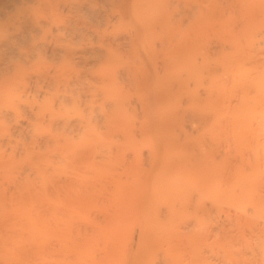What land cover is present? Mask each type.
Returning a JSON list of instances; mask_svg holds the SVG:
<instances>
[{"label": "rangeland", "instance_id": "374dc122", "mask_svg": "<svg viewBox=\"0 0 264 264\" xmlns=\"http://www.w3.org/2000/svg\"><path fill=\"white\" fill-rule=\"evenodd\" d=\"M166 2L170 3V8L166 13L165 20L166 22H171L172 25L175 24L177 26L179 24L177 29L174 25L171 27V29L167 30L169 32H165L161 31L162 28L156 27L155 29L146 31L147 36L141 41L136 40L133 42L134 45L131 43L134 38L127 41L129 44L125 43L127 40L126 36H129V34L127 35L126 26V29L124 28L125 31L123 30L124 26L122 27V25L117 28L119 30L116 29L118 32L113 30V28L110 30L111 27L104 30L107 31V36L118 35V33H120V38L122 36L126 37V40L124 39L125 37H122L123 41H125L122 42L123 45H121L122 38L117 40L120 43L119 44L117 42L118 46L114 41H110V43H108L107 40L100 42L98 37L96 38L97 34L95 35L94 33H89L86 37L90 38H84L88 41L89 45L92 43L93 50L98 47L97 50L101 55L99 53V56L96 55L98 52L96 49L95 51L90 49V51L93 52L92 53L89 51L90 53H88V55L91 54L89 56L90 58L88 57L90 60L87 58L88 61H91L90 64L87 63L88 61L86 60L87 66H85L86 64L83 62H77V64L72 63L73 67H70L72 68L71 74L75 73L76 75L79 73L81 74L82 72L81 75L85 76L86 78H84L83 81L76 80L75 83H71L70 81L71 84H69V82L67 84V82H63L64 80H60L62 84H66V87L71 88V90L70 88H66L69 90V94L72 91L70 95L63 92L64 89L61 88L62 84L59 80L57 82H59V85L61 84V86L58 85L60 89L58 86L54 85L56 81H53V107H55V103L57 105L56 110L53 108V112H57H54L53 114L54 124L52 135L56 132L57 134H54L55 136L53 135L52 138L54 137L56 139L51 138L54 141V146L51 143L52 141L49 143L47 142L48 144L46 145L49 146H45V142H42V144L40 143V147L41 145H44L48 151H42L40 149L41 152L40 154L38 152L37 155L39 157L38 159L36 158L38 163L37 161L36 163L38 165L41 164L39 167H41L43 171L52 169L53 171L50 170L51 173H56L54 175L51 174V177L52 175L54 176L51 179L54 181H52L54 189L53 197L54 199L56 197V200H54L56 207L54 208L53 206V210L56 211L59 209L60 211H57L59 212L57 215L61 214V216H58L57 219L55 218V214H53L55 216L53 218L58 221L56 222V220H54L53 224L55 230L60 228V231H63L65 234L63 232L60 233V237L58 233L59 231H54L53 229V231L58 235H56V233H52L53 235L50 233V236L48 233L50 238L55 236L51 240L47 235L45 237L47 240L42 236L43 240H46L44 241L46 244L43 245V242L42 245H37L35 249H32L34 248L35 243L40 244L37 241L39 239L34 242L28 238V234H25L23 238H19L16 232L18 230L20 231L21 227L19 229V226H17L18 224L16 225L14 223L12 224L15 226V229L16 227L18 229L16 232L14 229V237L10 236L9 233H12L13 225L8 224V218H4V215L2 214L4 212L0 210V218L3 216L2 219H7L5 220L7 222L0 220V222H3V227H5L6 224V226L10 225L8 226V229H12L7 231V227L4 229L2 226H0V233L4 234L6 232L5 238V234H0V237H3L2 239H6L5 242L4 240H0L2 241L0 242V256L3 253L6 254V256L3 254V256H5L4 258L1 256L3 258L1 260L3 261L2 264L4 263L5 258L7 260H5V264H7V262L13 263V261L10 260L11 257L9 256L11 255L9 254L19 250V246L21 250L23 249V246L27 247L26 249L30 247V249H28L30 254L27 253L28 251L26 250L27 255L30 256V261H28L30 264H54L57 262V264H64V259L65 263L70 260L69 264H82V262L83 264H104L105 262H107V264H126V262L128 264H131V262L134 264V255L152 256V263L155 261V264H159L157 259L162 260L161 264L164 263L165 258L169 262L172 261L171 258L179 260V258L182 256V252H184V244H182V241L180 240L184 237L183 233L188 230L191 231L196 229L195 203L196 198L199 197L197 191L198 186L196 184L201 182V178L194 179L195 182L192 183L187 177L178 179V177L174 176L175 180H177L176 182L174 181V178L172 177L173 174L171 173V175L164 177L165 181H162L163 188L160 189L161 186L159 187V185H162L160 183L158 184L157 188L159 192L153 193L150 192V185L148 182V190L145 191L150 197L146 198V206L142 211H140L141 215H136L135 208H130L128 206L126 207V205L120 208L119 204L124 201L122 200L123 197L120 195L116 197L119 190H122V188L118 189L120 187L124 186L126 194H130L133 190L135 192L139 188L140 182L145 178L141 177L138 172L140 169L146 168L151 149L155 147V144L157 145L160 142H168V144L170 142V144L172 143L174 145V147L169 146L170 148H173L172 150L170 149L169 153L171 158L178 161L179 159H184L182 162L186 164L183 165L185 167H182L184 170H191V176L199 174V172L194 170L193 167H198L200 161L205 159L203 158V156H205V152H201L200 148L202 151H204V148L206 149L208 153L206 159H209V162L214 163L216 166L217 170L215 171L216 175L214 180V188H212L210 191V193L213 195V198H215L213 199V202L215 201V206L213 207L212 213L207 211L202 213L201 219L203 220V223L200 225L201 229L199 230V236L197 239L198 242L196 251L198 253H202L201 258L203 264H250L253 262V260L254 264H264V0H183L181 2V13L179 15L181 19L177 18L176 20H174V0H160L159 3L161 5H165ZM154 4V0H152L151 7H153ZM160 12L162 11L156 10L155 8L151 9V14L155 16H157ZM149 17L154 18L153 16ZM179 20L180 23H178ZM129 24L127 26L131 32ZM102 29L100 28V30ZM115 32L116 34H114ZM158 34H164L165 36L162 35V37H159ZM93 35L95 36L93 37ZM136 35L137 34H135V36ZM90 39H93L94 42L90 41L89 43ZM86 40L85 42L87 43ZM138 41L140 42L137 43ZM162 41L164 44L161 43ZM111 42H114V44ZM56 43L58 46V41ZM75 43L77 45L78 42ZM101 49L103 51L102 53L100 51ZM107 52L109 53L107 54ZM56 53L57 52L55 51V54ZM93 54L96 55L95 59ZM58 55L59 54H56V56ZM53 56L55 57L54 54ZM91 56H93L92 60ZM54 57L53 72L58 71L57 69L60 70L61 67L64 68L63 62H65L60 55V60L58 59L59 61H56L58 57ZM80 63H83L84 66ZM57 64H59V66ZM74 64L80 67L81 71L77 70V68L75 69V71H79V73L74 72L73 68L77 67H74ZM81 75L78 79H80V77L83 79ZM67 76H69V74H67ZM134 84H136V86ZM64 86L65 85H63V87ZM75 86L80 87L76 88ZM66 89L65 91L68 92ZM139 91L141 92L139 93ZM56 92L58 94H55ZM64 94L67 95L66 99ZM75 94L80 97L79 100L81 101L78 100V96ZM71 95L75 96L74 101L72 100L74 96ZM58 96L59 98H63V100H58ZM68 97L69 100H67ZM63 101L67 102L65 105L69 107L68 110L65 105L61 104V102L64 103ZM74 102L77 104L73 105L72 103ZM82 104L85 105L83 106ZM59 105L61 108L58 107ZM77 105H79V107L76 112ZM84 107L86 108L84 109ZM63 111L64 113L69 111V114L72 111L73 112L68 116L67 112L65 117ZM82 116H84V118ZM64 118L69 122L68 123L65 120L66 123H68L66 125L67 127L69 125V128H67L65 125H62L63 123L65 124V122H63ZM68 118H70V121ZM75 118L77 121H75ZM71 119L75 120L71 121ZM87 120L89 125L87 124ZM71 122L72 124L75 122L74 124H76V126L73 127L70 125ZM80 123L83 124L80 125ZM83 125H88V129ZM41 128L39 130H41ZM145 128L146 130L148 129L147 132H145ZM80 129L82 130L80 131ZM42 130L44 131L45 129L42 128ZM58 130H63V132L61 131L62 134ZM59 134L62 135V137L59 136ZM64 134L66 137H69L66 138ZM81 137L82 139H80V141H82L83 144L81 142L79 144V138ZM59 139L61 142L58 141ZM63 139H65L67 142H65ZM72 140L75 142H72ZM50 143L53 148H51ZM70 143L71 146L69 145ZM59 145L62 148H60ZM72 145L75 148L72 147ZM199 145L200 148H198ZM81 146H83V148ZM65 147H68L67 152L65 151L67 150ZM63 148L65 149L62 150ZM76 148H79L80 150H76ZM51 149H54L53 151H55L53 154H51ZM45 152L47 153L45 154ZM41 153H43V155H41ZM69 153H72V156L75 160ZM65 154L66 156H64ZM169 154L167 153L166 155L169 156ZM48 156L52 157L51 159L53 160L50 159L51 161H48ZM27 159L30 160V158ZM27 159V162H24V158L21 159V161L19 159L17 162L12 160L14 161L13 169L19 165L18 163L24 162L23 166L20 164L18 168L16 167L15 171L11 168L13 173L16 174L20 167L23 169L24 164L26 165L24 168H27L29 166L28 163L30 164L33 162L32 160L31 162ZM44 162L45 164H43ZM52 162L54 165H52ZM73 164L76 165L78 169L76 166L74 167ZM96 164H98V166H95ZM50 165H52L53 168ZM71 165L76 168V170L72 168ZM43 167H47V169H44ZM80 168H82V171ZM84 169L87 170L84 171ZM238 169L240 171L244 170L246 175L249 173L250 175L247 176L248 178L241 175L240 177L237 176L240 173ZM130 172L132 173V177L129 178L128 176V180L126 179V175ZM78 173V177L75 178ZM89 173L90 177L85 176V174L89 175ZM58 174L59 176H57ZM65 175L70 176L69 178L71 180L66 178L68 176ZM91 176H93V179ZM115 176H117L119 179H117ZM170 177L171 179L173 178L172 181ZM241 177H243L245 180L247 178V180L244 181V179ZM0 178V193L3 192V194H6L5 187L7 186L8 181H6L3 176ZM89 178L90 181H92L88 183ZM36 179L40 181V178L36 177L34 180ZM82 179L85 180L83 181L84 183L80 181ZM62 180L64 181L62 182ZM77 180L79 183L81 182V185ZM97 180H100L101 184H99ZM115 180H121L119 181L122 182V184L119 183L121 185H119L120 187L118 184H116L118 182ZM39 181L36 185L41 183V181ZM66 181H68V184ZM71 181L72 183H70ZM114 181L116 185L113 183ZM151 181L153 184L155 183V181ZM241 181L245 182V184L243 182V187L241 186ZM1 182H3V185ZM86 182L88 184H86ZM92 182H94L95 185H93ZM128 182L130 184H128ZM91 184L92 187L90 186ZM64 186L66 189H64ZM76 186L78 189H76ZM85 186L89 188L90 191L86 190L87 188ZM56 187H58L62 192L59 191L58 188L56 189ZM114 187L116 188L114 189ZM176 187L178 188L176 189ZM2 188H5V191ZM72 188H75L77 194H75L76 191ZM83 189H85V192ZM91 190L93 192H91ZM111 190L112 195L114 193V196H111ZM66 191L69 192L66 194ZM86 191H88V193H86ZM97 191L101 192V194L97 193ZM141 191L143 190H139L138 192ZM122 192H119V194H122ZM70 194L73 198H75L74 200ZM2 195L0 194V197ZM173 196L176 197L175 200L171 198ZM91 198H93L92 201ZM120 198L121 201L118 202V199L120 200ZM150 198L152 199L153 205L157 209V212H152L149 209ZM179 198H181V207L178 208L179 203L177 202L180 201ZM59 199L62 201L59 202ZM71 199L73 200L74 204L71 202ZM170 199L174 200L175 204L177 203V205L173 204V202L171 205H174L175 211L172 209L169 212L171 207L169 206L167 200L170 201ZM64 200L68 202L70 201L71 205L73 204L74 206H70V202L67 204V202H64ZM85 200L88 201L85 202ZM58 202L61 204H56ZM201 202L203 205L209 203L208 196H203ZM62 204H64V208H66L67 211L63 208ZM95 204L96 207L99 206V209L95 207ZM114 204L115 206L112 207L113 209L109 210ZM0 206L2 205L0 204ZM57 207L59 208L57 209ZM74 208H76L78 211H76ZM73 209L77 214H74L75 212ZM117 209H119L118 212ZM87 210H89V212H85ZM105 211H110L111 213ZM67 212H70L71 214H68ZM116 212L121 215H118V219L114 218ZM199 212L201 213V211ZM76 215H78V217L80 215L82 216L81 218H84H77ZM86 215L88 219L86 218ZM104 215L108 217L106 218ZM75 216L76 219L74 218ZM67 217L70 219L68 220ZM63 218H66L68 222L66 219L65 221L62 220ZM249 218H251L250 222L249 224H246L248 223ZM72 219H74L73 223L71 221ZM97 219L99 222L97 221L98 223H95ZM103 219L106 224H104V221H102ZM246 220L247 222L244 223L243 221ZM54 222H56L57 226ZM110 222L114 226L111 225ZM78 223L80 225H78ZM65 224L67 227H65ZM93 224L95 228H93ZM102 224H104L105 227ZM75 225L77 226L75 227ZM63 226L66 230L63 228ZM80 226H82V228L78 229L79 232L81 229H84V226H87V228L85 227L87 233L85 230H82V232H80L81 236L78 234L79 232L74 234L76 233L77 228ZM222 226H224V228H222L224 230H221ZM227 227L231 229L230 230L228 228L231 232H228L229 230ZM67 228L71 230L69 237V231ZM24 230L25 229L22 231L24 232ZM22 231L19 232V235L22 234ZM83 231L86 234H84ZM100 231L101 233H99ZM66 232L68 233L66 234ZM224 232L227 234H224ZM82 233L84 237L82 236ZM87 234L89 236H87ZM7 235L10 236V239H7ZM78 235L83 237L82 240L85 241L81 240V243L84 242V244L79 242L81 238L79 239ZM98 235L101 236L99 237ZM57 236L60 238L56 239ZM13 238L14 241L16 239H22V241L20 240L22 242H20V244L22 245L24 242L29 245L26 246L24 244L21 247L20 244L17 245L19 241H15L16 243L11 241ZM71 238L73 242H71ZM88 238L89 245L86 243ZM77 239L79 241H77ZM7 240H9V242H7ZM48 240L53 242L51 243ZM60 240L66 245H64ZM10 241L11 243L18 246L17 249L16 246H14V251L12 250L13 244H11ZM6 242L7 246L12 245V247H8V250L10 251L5 250ZM74 243H78V249ZM32 244H34V246H32ZM69 244L71 246L74 244L75 246V248L74 246L71 247L74 249L73 253L71 248H67V246L70 247ZM51 246L57 247L54 249ZM83 246L85 248H82ZM59 247L60 250L63 251L57 250ZM79 247H81V249ZM53 250H55V252ZM7 251L8 253H6ZM239 251L241 254H239ZM250 251L251 253H254V256H250ZM242 252L248 254L251 258V261L249 257L245 254H242ZM104 253L106 258L103 256ZM58 254L63 255L60 257L61 259L64 258L63 261L61 259L59 261L55 259L59 258ZM84 256L85 261L82 258ZM108 256L111 259L113 257L112 262H110L111 259ZM255 256H258V258ZM28 257L26 260H28ZM70 257L71 259H68ZM101 258L106 259V261H102ZM255 258L256 260L262 262L260 263L257 261L256 263ZM15 263L16 262H14V264Z\"/></svg>", "mask_w": 264, "mask_h": 264}, {"label": "bare ground", "instance_id": "6f19581e", "mask_svg": "<svg viewBox=\"0 0 264 264\" xmlns=\"http://www.w3.org/2000/svg\"><path fill=\"white\" fill-rule=\"evenodd\" d=\"M151 1L152 0H0V177L3 176L4 179L6 181H8L7 183V186L5 187L6 188V191H5V188H2L4 189L5 193L6 194H3V192H1L0 194L2 195L0 197V204L2 206H0V210L4 213H2L4 215V218H8V224H18L17 226H19V229L21 227V230L17 231L16 230L18 229L16 227L15 229V226L13 225V231L12 233L10 232L9 235L14 237L13 234H14V229H15V232L17 234V236H19V238H23V236L25 234H28V238L31 239L32 241L36 242L37 239H41L40 241L37 240L40 244H36L35 243V246L34 244H32V246H34V248L32 249H35L36 246L38 245H42L44 241H46L47 239L45 238L46 235L49 237V234L51 233H56L54 231H59V235L61 237V234L62 233L60 231V228H57V230L54 229V224H53V221L56 220L55 218H57L58 216H61V214L57 215V211H60L58 208L60 207H57L58 210L54 211L53 209L56 207L55 204H54V200H56V197L54 199L53 197V183L51 180L54 176V174H56L54 172L51 173V171H53L52 169L50 170H42L41 167H39L40 165H38V152L40 154V149L43 151H48V149H46L45 146H49V145H46L48 144L49 142L52 143L53 145V138L52 136L54 134H57L54 133L52 135V131H53V108H55L56 110V103H55V107H53V87L54 85L58 86L59 82H57L58 80H64L63 82H69V84L71 83H75L76 80H81L83 81L84 78H86L85 76L81 75L79 73L80 70V67L75 65L77 64V62H83L86 64V62L88 61L87 58L91 55L88 53L92 52L90 51L93 50L92 49V43L89 45L88 44V41L84 38L86 36H88L87 34L89 33H94L95 35L97 34L96 38L98 37V39L100 40V42L102 41H105L107 40L108 43H110V41H114L116 42V45L119 43V35L120 33H118V35H106V32L107 31H104L106 30L107 28L109 29L110 27V30H119L117 28H119L121 25L123 27V30L125 31L126 27H127V35L129 34V36H126L127 37V40H126V37L125 36H122V37H125L124 39L126 40L123 41V38L121 39V45L122 42H125L126 44L129 42V40H132L131 43L135 42L136 40H143V38H145L147 36V32L146 31H149V30H152V29H155L156 27H159V28H162L161 31H167L169 29H171V27H173L175 24L172 25L171 22H166L165 18H166V13L168 12L169 8H170V3L169 2H166L165 5H161L159 2L160 0H154V6L151 7ZM183 0H174V4H173V7H174V10H175V17H174V20H176L177 18L179 19V15L181 13V6H182V2ZM152 8H155L156 10H161L162 12H160L157 16L151 14V9ZM147 17H146V16ZM149 16H153L154 18H150ZM181 19V18H180ZM175 22V21H173ZM130 23V24H129ZM176 23V22H175ZM178 23H180V20L178 21ZM176 23V24H178ZM129 24V27L131 29V32L128 28V25ZM172 25V26H171ZM118 26V27H117ZM126 26V27H125ZM176 26V25H175ZM179 26V24L176 26V29L177 27ZM182 26V25H181ZM132 27V28H131ZM100 28L102 30H100ZM125 28V29H124ZM117 29V30H116ZM121 29V28H120ZM173 29V28H172ZM129 30V31H128ZM142 30V31H141ZM175 30V29H174ZM172 30V31H174ZM179 30V28H178ZM171 31V30H170ZM105 32V33H104ZM118 32V31H117ZM130 32V33H129ZM169 32V31H167ZM109 33V31H108ZM112 33V31H111ZM162 33V32H161ZM90 34V35H92ZM113 34V33H112ZM116 34V32L114 33ZM124 34V33H123ZM135 34H137L135 36ZM170 34V33H169ZM93 35V37L95 36ZM126 35V34H125ZM159 35V34H158ZM164 35V34H162ZM162 35H159V37ZM168 35V34H167ZM135 36V37H134ZM165 36V35H164ZM169 36V35H168ZM92 37V38H93ZM86 38H90V37H86ZM168 38V37H166ZM171 38V37H169ZM97 39V40H98ZM75 40H78V41H75ZM85 40L87 41V43L85 42ZM95 40V39H94ZM96 40V41H97ZM170 40V39H169ZM58 41V46H57V42ZM91 42H94L93 39H90L89 40V43ZM95 41V42H96ZM140 41H138L137 43H139ZM75 42H78L77 45ZM99 42V41H98ZM114 42H111L112 44H114ZM118 42V43H117ZM170 42V41H169ZM130 43V44H131ZM135 43V44H137ZM162 44L163 41L161 42ZM167 43V42H166ZM165 43V44H166ZM96 44V43H95ZM120 44V43H119ZM89 45V46H88ZM99 45V43H98ZM104 45V44H103ZM102 45V46H103ZM107 45V44H106ZM120 45V46H121ZM125 45V44H124ZM132 45V44H131ZM134 45V43H133ZM94 46H97V45H94ZM110 46V45H109ZM108 46V47H109ZM115 46V45H114ZM118 46V45H117ZM101 47V46H100ZM99 47V48H100ZM107 47V46H105ZM95 48V47H93ZM115 48V47H114ZM96 51H98V47L95 48ZM95 49L93 51H95ZM108 49V48H107ZM55 51L57 52L56 54H59L63 60L65 62H63V66L64 68L61 67V69H57L58 71H55L53 72V69H54V66H53V54L55 55V57H58L56 61H59V55L56 56L55 54ZM90 51V52H89ZM101 53L103 52L102 49L100 50ZM106 51V50H105ZM93 53V52H92ZM96 53V52H95ZM99 51L97 52V56H99ZM105 53V52H104ZM109 52H107L108 54ZM114 53V51H113ZM94 55V54H93ZM94 55V59L96 58ZM101 55V54H100ZM105 55V54H104ZM112 56V55H111ZM110 56V58H111ZM54 57V58H55ZM60 57V58H61ZM92 57L91 56V60H92ZM102 57V56H101ZM109 57V55H108ZM107 57V59H108ZM90 58V57H89ZM88 58V59H89ZM106 58V56H105ZM59 59V60H58ZM93 59V61H94ZM101 59V58H100ZM62 60V61H63ZM87 60V61H86ZM90 60V59H89ZM109 60V59H108ZM61 61V62H62ZM85 61V62H84ZM91 61H88L87 63L90 64ZM99 62V61H97ZM72 63H75L74 64V72L75 69L77 68V71L79 74H71V70L72 68L70 67H73V64ZM83 63H80V64H83ZM96 63V62H95ZM60 64V63H59ZM59 64H57L59 66ZM72 64V66H71ZM62 65V64H61ZM60 65V66H61ZM56 66V67H58ZM82 66V65H81ZM84 66V64H83ZM82 66V67H83ZM87 66V64L85 65ZM79 67V69H78ZM85 68V67H84ZM63 69V70H62ZM66 69V70H65ZM82 69V68H81ZM56 70V69H55ZM84 71V70H82ZM87 71V70H86ZM76 72V73H77ZM67 74H69V76H67ZM65 75V77H64ZM73 75V76H72ZM75 75V76H74ZM82 76L83 79H78L79 76ZM88 75V74H87ZM73 77V78H72ZM145 77V76H144ZM150 77V75H149ZM151 79V77H150ZM146 80V79H145ZM148 80V79H147ZM153 80V79H152ZM151 80V81H152ZM53 81H56V83L53 85ZM71 81V83H70ZM78 81V82H79ZM144 81V79H143ZM87 82V81H86ZM141 82V81H140ZM150 82V81H148ZM61 83V81H60ZM85 83V82H84ZM83 83V84H84ZM136 83V82H135ZM62 84V83H61ZM61 84L59 86H61ZM81 84V83H80ZM82 84V85H83ZM137 84V83H136ZM136 84H134L136 86ZM63 85H65L63 87ZM75 85V84H74ZM81 85V86H82ZM109 85V84H108ZM140 85V84H139ZM149 85V84H148ZM58 86V87H59ZM71 86V85H69ZM85 86V84H84ZM83 86V87H84ZM107 86V85H106ZM105 86V87H106ZM142 86V85H141ZM72 87V86H71ZM76 87V86H75ZM78 87V86H77ZM76 87V88H77ZM80 87V86H79ZM78 87V88H79ZM82 87V89H83ZM138 87V86H137ZM143 87V86H142ZM56 89H58L57 87H55ZM61 88L64 89L63 92L65 93H68V95H70L72 93L69 94V90H67L66 88H70V87H66V84H62ZM60 89V87H59ZM65 89L68 91L66 92ZM108 89V87H107ZM110 89V88H109ZM142 89V88H141ZM148 89V88H147ZM71 90V88H70ZM75 90V89H74ZM78 90V89H77ZM86 90V89H85ZM145 90V89H144ZM55 91V89H54ZM57 91V90H56ZM76 91V90H75ZM84 91V90H82ZM119 91V90H118ZM146 91V90H145ZM80 92V91H79ZM141 91H139L140 93ZM60 93V91H59ZM88 93V92H87ZM148 93V91H147ZM55 94H58L57 92ZM81 94V93H80ZM91 94V93H89ZM61 95V94H59ZM65 95V94H64ZM77 95V94H75ZM148 95V94H147ZM146 95V96H147ZM57 96V95H56ZM65 99L67 98V95H65ZM71 96H74V95H71ZM78 96V95H77ZM83 96V95H82ZM85 96V95H84ZM63 97V96H61ZM88 97V96H87ZM91 97V95H90ZM59 98V96L57 97ZM79 96H78V100H79ZM147 98V97H145ZM63 100V98H59L58 100ZM82 99V97H81ZM69 100V97L68 99ZM71 100V98H70ZM72 100L74 101L75 100V96L74 98H72ZM115 100V99H114ZM146 100V99H144ZM65 101V100H64ZM63 101V102H64ZM81 101V100H79ZM84 101V99H83ZM82 101V103H83ZM56 102V101H55ZM72 102V101H71ZM78 102V101H77ZM65 103L67 102H64L61 104L62 105H65ZM86 103V102H85ZM145 103H148V102H145ZM60 104V103H59ZM70 104V103H69ZM73 105L74 104H77V103H72ZM80 104V103H78ZM61 105V106H62ZM72 105V106H73ZM83 105V104H82ZM85 105V104H84ZM83 105V106H84ZM71 106V107H72ZM87 106V105H86ZM60 107V105L58 106ZM63 107V106H62ZM65 107L67 108V110L69 109V107H67V105H65ZM70 107V108H71ZM76 107V105H75ZM79 105H77V108H76V112H77V109H78ZM88 107V106H87ZM61 108V107H60ZM86 107H84L85 109ZM58 109V108H57ZM81 109V108H80ZM79 109V110H80ZM60 110H65V109H60ZM58 110V111H60ZM73 110V109H72ZM78 110V111H79ZM83 110V108H82ZM57 112V111H56ZM55 112V113H56ZM68 112L67 116L70 115L69 114V111H66V113ZM64 113V111H63ZM64 113V116L65 114ZM73 115V114H72ZM75 115V114H74ZM66 117V116H65ZM84 118V116H82ZM107 117V116H106ZM105 117V118H106ZM58 118V117H57ZM63 118V117H62ZM74 118V117H73ZM77 118H78V115H77ZM81 118V117H80ZM89 118V117H88ZM55 119V118H54ZM69 121H70V118H68ZM76 119V118H75ZM74 119V120H75ZM67 119H63V122H65V124L63 123L62 125H65L67 127L66 124V121ZM73 119H71V121H74ZM85 120V119H83ZM82 120V121H83ZM90 120V119H89ZM107 120V119H106ZM77 121V119L75 120ZM81 121V122H82ZM79 122V121H78ZM86 122V121H85ZM84 122V123H85ZM75 122H73L74 124ZM77 123V122H76ZM72 122L70 125H72L73 127L76 126V124L73 125ZM78 124V123H77ZM83 124V123H80V125ZM87 124L89 125L88 123V120H87ZM60 125V124H59ZM79 125V127H80ZM87 125V126H88ZM84 127L87 128V126L83 125ZM82 126V127H83ZM45 129L44 131L42 130V128ZM60 127V126H59ZM78 127V126H77ZM41 128V130H39ZM69 128V125L68 127ZM72 128V127H70ZM149 128V127H148ZM63 129V128H62ZM73 129V128H72ZM88 129V128H87ZM64 130V129H63ZM63 130H58L60 133L61 131L63 132ZM68 130V129H66ZM71 130V129H70ZM77 130V129H76ZM74 130V131H76ZM82 129H80L81 131ZM84 130V129H83ZM86 130V129H85ZM146 130V128H145ZM148 130V129H147ZM147 130L145 132H147ZM40 131V132H39ZM42 132V133H41ZM144 133V132H143ZM62 134V133H61ZM70 134V133H69ZM83 134V132H82ZM65 135V134H64ZM75 135V134H74ZM80 135V134H79ZM55 136V135H54ZM59 136L62 137V135L59 134ZM73 136V135H72ZM57 137V135H56ZM66 137V135H65ZM64 137V138H65ZM69 137V136H68ZM66 137V138H68ZM76 137V136H75ZM80 137V136H79ZM52 138V139H51ZM78 138V137H76ZM51 139V140H50ZM56 139V138H54ZM58 139V138H57ZM81 138H79V144L80 142L82 143V141H80ZM84 139V138H83ZM65 141V139H63ZM68 140V139H66ZM71 140V139H70ZM69 140V141H70ZM74 140H77V139H74ZM72 140V142L74 141ZM59 142H61V140L59 139L58 140ZM68 141V142H69ZM85 141V140H84ZM83 141V142H84ZM42 142H45V146L44 145H41V148L40 147V143L42 144ZM48 142V143H47ZM67 142V141H65ZM64 142V143H65ZM71 142V141H70ZM75 142V141H74ZM50 143V146L51 148L52 145ZM78 143V141H77ZM56 144V143H55ZM73 144V143H72ZM76 144V143H75ZM78 144V145H79ZM83 144V143H82ZM63 145V144H62ZM68 145V144H67ZM71 146V143L69 144ZM173 144L169 142L167 143H158L157 145L155 144L151 151H150V156H149V161H147V164H146V168L144 169H140L139 170V174L141 177L145 178L143 181L140 182V186L139 188L134 192V190L130 193V194H126L125 193V188L124 186L123 187H120L122 184V182H119L121 180H115L116 184H118V186L120 188L118 189H121L122 190L119 192H122V194H117L116 197H118V195H120L122 198V201L119 205L120 208H122L124 205H126V207H130V208H135V213L136 215H141V212L145 206H146V198L150 197L149 194L145 191V190H148V182H149V185H150V192L153 193V192H159L158 191V184H162V185H159V187L161 186L160 189H162L163 187V183L162 181L164 182L165 181V178L164 177H167L169 175H171V173L173 174V178H174V181L177 182V180H175V177H178V179H181L183 177H187L192 183L195 182L194 179L196 178H201V182L196 184L198 187H197V191H198V196L196 198V203H195V207H196V214H195V218H196V221H195V227L196 229H193V230H188L186 232H184V237L181 238L180 240L182 241V244H184V252H182V256L179 258V260H176V259H173L171 258L172 261H168L166 258L164 259V263L163 264H203V261H202V258H201V255L202 253H198L196 251V247H197V242H198V236H199V230L201 229V224L203 223V220L201 219V215L202 213H204V211L206 212H210L212 213V210H213V207L215 206V201L213 202V195L212 193H210L211 189L214 188V180H215V171L217 170L216 169V166L214 163H210L209 162V159H206V157L208 156V153L206 151V149L204 148V151L201 150L200 148V145L198 148H200V151L201 152H205L203 156V160L200 161L199 163V166L198 167H193L194 170L198 171L199 174L197 175H194V176H191V170H184L183 166L184 162H182L183 160L179 159L178 160H174L171 158L170 156V149L172 150L173 148H170L169 146L171 147H174V145L172 146ZM54 146V145H53ZM177 146V145H176ZM202 146V145H201ZM236 146V145H235ZM60 147V145H59ZM72 147H74L72 145ZM76 147H79V146H76ZM83 148V146H81ZM169 147V148H168ZM205 147V146H203ZM48 148V147H47ZM62 148V147H60ZM66 149L68 147H65ZM65 148H63L62 150H64ZM71 148V147H69ZM75 148V147H74ZM81 148V149H82ZM79 149V148H76V150ZM86 149V148H85ZM39 150V151H38ZM52 150V149H51ZM54 150V149H53ZM51 152V154H53V151ZM75 150V149H74ZM80 150V149H79ZM87 150V149H86ZM169 150V151H168ZM66 152L68 151L65 150ZM72 151V150H70ZM57 152V151H56ZM85 152V151H84ZM47 152H45L46 154ZM50 153V152H49ZM64 153V152H63ZM169 154V156H167L166 154ZM55 154V153H54ZM68 154V153H66ZM66 154L64 156H66ZM71 154V157L72 156V153H69ZM78 154V153H76ZM201 154V153H200ZM41 155H43V153H41ZM50 155V154H49ZM80 155V154H79ZM46 156V155H44ZM53 156V155H52ZM57 156V154H56ZM76 156V155H75ZM49 159L48 161H51L53 159H51L52 157L48 156ZM24 158V162H27L26 159L27 158H30L27 159L29 161H31L32 163H28V167L27 168H24L26 165L24 164V167L22 169V167L19 168V171L15 174L13 173V170L15 171L16 167L18 168L19 165L21 164L23 166V163L24 162H20L18 163L19 165H17L14 169H13V162H17L21 161V159ZM37 158V159H36ZM55 158V157H54ZM66 158V157H65ZM16 159V160H15ZM40 159V158H39ZM51 159V160H50ZM72 159V158H71ZM74 159V157H73ZM78 159V158H77ZM14 160V161H12ZM44 160V159H43ZM42 160V161H43ZM75 160V159H74ZM37 161V163H36ZM46 161V160H45ZM47 161V162H48ZM82 161V159H81ZM40 162V161H39ZM76 162V161H75ZM187 162V161H185ZM71 163V162H70ZM69 163V164H70ZM74 163V161H73ZM82 163V162H81ZM27 164V163H26ZM45 164V162L43 163ZM42 164V165H43ZM218 164V163H216ZM16 165V163H15ZM48 165V164H47ZM52 165L53 162H52ZM50 165L52 168L53 166ZM74 165V164H73ZM79 165V164H78ZM93 165V164H92ZM70 166V165H69ZM72 166V165H71ZM76 165H74L75 167ZM95 166H98V164H96ZM103 166H104V163H103ZM107 166V165H106ZM183 166V167H182ZM188 166V164H187ZM218 166H221V165H218ZM45 167V166H44ZM43 167V168H44ZM55 167V166H54ZM72 166V168H74ZM79 167V166H78ZM85 167V166H84ZM190 167V165H189ZM13 170H12V169ZM56 168V167H55ZM67 168V167H66ZM77 168V166H76ZM76 168H74L76 170ZM105 168V167H104ZM21 169V170H20ZM44 169H47L44 168ZM49 169V167H48ZM78 169V168H77ZM81 171H82V168H80ZM101 169V167H100ZM12 170V171H11ZM70 170V169H69ZM87 170V169H86ZM84 169V171H86ZM95 170V169H93ZM107 170V169H106ZM193 170V169H192ZM67 171V170H66ZM100 171V170H99ZM104 171V170H103ZM183 171V172H182ZM238 171L240 172L237 176L240 177L241 176H248L250 175L248 173V175H246V172L244 170L240 171L238 169ZM62 172V171H60ZM65 172V171H64ZM69 172V171H68ZM72 172V171H71ZM75 172V171H74ZM78 172V171H77ZM76 172V173H77ZM94 172V171H93ZM245 172V173H244ZM85 173V172H84ZM51 174L52 177H51ZM64 174V173H63ZM68 174V173H67ZM72 174V173H71ZM92 174V173H91ZM100 174V173H99ZM79 175V173L77 174V176L75 178H77ZM96 175V174H95ZM106 175V174H105ZM59 176V174L57 175ZM65 176H68V175H65ZM65 176H62V177H65ZM75 176V175H74ZM85 176H88L90 177V173L89 175H86ZM84 176V177H85ZM94 176V174H93ZM93 176L92 179H93ZM127 178L129 180V178L132 177V173H128L127 175ZM129 176V178H128ZM175 176V177H174ZM36 177L40 178V181L41 183H39V185H36L38 183V181L34 180ZM61 177V178H62ZM70 176L66 177V178H69ZM73 177V176H72ZM80 177V176H79ZM117 179H119L117 176H115ZM120 177V176H119ZM59 178V177H57ZM56 178V179H57ZM83 178V177H82ZM96 178V177H95ZM99 178V177H97ZM122 178V177H121ZM172 178V179H173ZM238 178V177H237ZM242 179H244L243 177H241ZM248 178V177H247ZM246 178V180H247ZM1 179V178H0ZM70 179V178H69ZM68 179V180H69ZM74 179V178H73ZM81 179V178H80ZM84 179V178H83ZM80 180L82 181V183H84L83 181L85 180ZM86 179V177H85ZM88 179V178H87ZM164 179V180H163ZM171 179V177H170ZM171 179V181H172ZM71 180V179H70ZM75 180V179H74ZM79 180V179H78ZM77 180V181H78ZM155 181V183L153 184V182L151 181ZM168 180V179H167ZM183 180V179H182ZM241 180V179H240ZM244 179V181H246ZM1 181V180H0ZM3 181V180H2ZM39 181V182H40ZM56 181V180H55ZM64 180H62L63 182ZM88 181V180H87ZM92 181V180H91ZM90 181V178H89V182ZM115 181L113 182L115 184ZM169 181V180H168ZM179 181V180H178ZM244 181H241L242 183V187L244 186L243 185V182ZM54 182V181H53ZM57 182V181H56ZM55 182V183H56ZM67 184H68V181H66ZM97 182H99V184H101L100 180H97ZM183 182V181H182ZM239 182V181H238ZM72 183V181L70 182ZM79 183V181H78ZM86 182V184H88ZM120 183V184H119ZM168 183V182H167ZM171 183V182H170ZM181 183V182H180ZM1 184L3 185V182H1ZM57 184V183H56ZM61 184V182H60ZM64 184V183H63ZM81 185V182L79 183ZM93 185L94 182H92ZM92 184L90 185L92 187ZM115 184V185H116ZM128 184H130L128 182ZM157 184V186H156ZM176 184V183H175ZM245 184V182H244ZM70 185V184H69ZM75 185V184H74ZM124 185V184H123ZM177 185V184H176ZM58 186V185H57ZM61 186V185H60ZM67 186V185H66ZM87 186V185H86ZM85 186V187H86ZM97 186V185H96ZM94 186V187H96ZM113 186V184H112ZM169 186V185H168ZM4 187V186H3ZM69 187V186H68ZM67 187V188H68ZM77 187V186H76ZM84 187V186H83ZM117 187V186H116ZM114 187V189L116 188ZM127 187V186H126ZM174 187V186H173ZM58 187H56L57 189ZM82 188V186H81ZM87 188V187H86ZM178 187H176L177 189ZM245 188V187H244ZM63 189V188H62ZM64 189L65 186H64ZM63 189V190H64ZM73 189V188H72ZM78 189V187L76 188ZM91 189V188H90ZM116 189V190H118ZM169 189V188H167ZM175 189V188H174ZM1 190V189H0ZM59 190V188H58ZM68 190V189H67ZM75 190V188L73 189ZM84 192H85V189H83ZM86 190H89V188H87ZM93 190V189H92ZM91 190V192H93ZM139 190H143L141 192H138ZM61 191V190H59ZM76 191V190H75ZM79 191V190H78ZM82 191V189H81ZM90 191V190H89ZM108 191V190H107ZM115 191V190H114ZM164 191V190H163ZM175 191V190H174ZM62 192V191H61ZM67 192L69 191H66V194ZM95 192V190H94ZM110 192V191H108ZM161 192V191H160ZM169 192V190H168ZM58 193V192H57ZM64 193V191H63ZM80 193V192H79ZM78 193V194H79ZM83 193V192H82ZM86 193H88V191H86ZM97 193H100L101 192H98ZM116 193V192H115ZM210 193V195H209ZM59 194V193H58ZM66 194H65V197H66ZM73 194V193H72ZM77 194V191L76 193ZM109 194V193H108ZM171 194V193H170ZM56 195V194H55ZM61 195V194H60ZM59 195V196H60ZM64 195V194H63ZM62 195V196H63ZM88 195V194H87ZM86 195V197H87ZM97 195V194H96ZM157 195V194H156ZM155 195V196H156ZM61 196V197H62ZM68 196V195H67ZM71 196V194H70ZM74 196V195H73ZM78 196V195H77ZM85 196V194H84ZM101 196V195H100ZM111 196H114V193L112 195V190H111ZM119 196V197H120ZM154 196V197H155ZM172 196V195H171ZM203 196H208V200H209V203L203 205L202 202H201V199ZM60 197V198H61ZM72 197V196H71ZM69 197V198H71ZM76 197V196H75ZM85 197V198H86ZM109 197V196H108ZM174 197V196H173ZM171 197L172 199L175 200L176 197ZM73 198V197H72ZM102 198V197H101ZM58 199V198H57ZM67 199V198H65ZM75 198H73L74 200ZM78 199H81V198H78ZM90 199V198H89ZM95 199V198H94ZM96 199H97V196H96ZM95 199V200H96ZM99 199V197H98ZM110 199V198H109ZM181 198H179L180 200ZM61 202L62 200L59 199ZM70 200V199H68ZM72 200V199H71ZM73 200L71 202H73ZM77 200V198H76ZM75 200V201H76ZM83 200H84V197H83ZM93 200V198H91V201ZM102 200V199H101ZM114 200V199H113ZM174 200H167L169 206L171 207L169 209V212L173 209L174 210V205H171L173 202V204H175V201ZM177 200V199H176ZM82 201V200H81ZM88 201V200H87ZM85 200V202H87ZM98 201V200H97ZM121 201V198L120 200L118 199V202ZM172 201V202H171ZM178 201V200H177ZM176 201V202H177ZM57 202V201H56ZM56 203V204H61V203ZM64 202H67V204L70 202L64 200ZM71 202H70V206H72L74 204L71 205ZM78 202V200H77ZM83 202V201H82ZM84 203V202H83ZM95 203V202H94ZM103 203V202H102ZM128 203V205H127ZM177 203H179L178 205V208L181 207V200L178 201ZM177 203L175 205H177ZM88 204V203H87ZM101 204V203H100ZM63 205V208H64V204ZM77 205V204H76ZM54 206V208H53ZM74 206V205H73ZM83 206V205H82ZM89 206V205H88ZM92 206V205H91ZM115 204L113 206H111V209H113L112 207H114ZM118 206V205H117ZM149 209L152 211V212H157V209L154 207L153 205V202H152V199L150 198V203H149ZM62 207V206H61ZM68 207V206H67ZM84 207V206H83ZM94 207V206H93ZM95 207H96V204H95ZM99 206H97L96 208H98ZM79 208V206H78ZM91 208V207H90ZM116 208V207H115ZM66 210V208H64ZM63 209V210H64ZM69 209V208H68ZM72 209V208H71ZM76 209V208H74ZM73 209V210H74ZM99 209V208H98ZM70 210V209H69ZM68 210V211H69ZM72 210V211H73ZM83 210V209H82ZM101 210V208H100ZM100 210H97V211H100ZM104 210V209H103ZM119 209H117V212H118ZM67 211V210H66ZM71 211V213H72ZM76 211H78L76 209ZM76 211L74 210V214H77ZM80 211V210H79ZM93 211V210H92ZM96 211V212H97ZM115 211V210H114ZM175 211V210H174ZM201 211V213L199 212ZM65 212V211H64ZM85 212H89V210L85 211ZM103 212V211H101ZM105 212H110V211H105ZM113 212V211H112ZM117 216L115 214V217L114 218H117L121 215H119V213H117ZM63 213V212H62ZM68 214H71L70 212H67ZM93 213V212H92ZM95 213V212H94ZM99 213V212H97ZM96 213V215H97ZM104 213V212H103ZM111 213V212H110ZM109 213V214H110ZM121 213V212H120ZM55 214V216L53 215ZM79 214V212H78ZM86 214V213H84ZM91 214V213H90ZM66 215V214H65ZM64 215V217H65ZM81 215V214H80ZM79 217L81 218L83 216V212H82V216ZM92 215V214H91ZM103 215V214H102ZM107 215V214H106ZM119 215V216H118ZM67 216V215H66ZM74 216V215H73ZM77 218L78 215H76ZM76 216L74 217L76 219ZM90 216V215H88ZM101 216V214H100ZM105 216V215H104ZM111 216V215H110ZM3 217V216H2ZM2 217L0 218V220H7V219H2ZM55 217V218H53ZM70 217V216H69ZM91 217V216H90ZM99 217V216H98ZM102 217V216H101ZM106 217V216H105ZM104 217V219H105ZM108 217V216H107ZM106 217V218H107ZM246 217V216H245ZM251 217V216H250ZM62 218V217H60ZM59 218V219H60ZM68 218V217H67ZM71 218V217H70ZM68 218V220L70 219ZM84 218V217H83ZM81 218V219H83ZM86 218H87V215H86ZM93 218V217H92ZM91 218V219H92ZM100 218V217H99ZM98 218V219H99ZM113 218V217H112ZM58 219V218H57ZM66 219V218H65ZM65 219L63 218L62 220L65 221ZM88 219V218H87ZM96 219V218H95ZM98 219L96 220L95 223H98ZM104 219L102 221H104ZM244 219V218H243ZM247 219V218H246ZM250 219L249 218V221L248 223L246 224H249L250 222ZM80 220V219H79ZM94 220V219H93ZM101 220V219H100ZM63 221V223H64ZM67 221V219H66ZM72 223L74 221V219L71 220ZM83 221V220H82ZM85 221V220H84ZM90 221V220H89ZM98 221V222H97ZM107 221V220H106ZM115 221V220H113ZM112 221V222H113ZM7 222V221H5ZM56 222H58L56 220ZM56 222H54L56 224ZM60 222V220H59ZM62 222V221H61ZM68 222V221H67ZM87 222V221H86ZM244 223L247 222L246 221H243ZM3 222H0V226H2V228H6L8 229V226H6L5 224V227H3L4 225H2ZM62 223V224H63ZM103 223V222H102ZM60 224V225H62ZM69 224V223H68ZM67 224V225H68ZM75 224V223H74ZM83 224V223H82ZM101 224V223H100ZM104 224L105 221H104ZM102 224L104 227L105 225ZM111 225H113L111 222H110ZM11 225V226H12ZM72 225V224H71ZM70 225V226H71ZM78 225H80L78 223ZM85 225V224H84ZM90 225V223H89ZM96 225V224H95ZM57 226V224H56ZM77 225H75L76 227ZM88 226V225H87ZM87 226H84V229H81L80 232H82V230H85V227L87 228ZM97 226V225H96ZM100 226V225H99ZM114 226V225H113ZM112 226V227H113ZM65 227L66 224H65ZM74 227V228H75ZM102 227V226H101ZM230 227V225H229ZM227 227V229L229 228ZM56 228V227H55ZM64 228V226H63ZM62 228V229H63ZM82 228V226L78 227L77 230H76V233L74 234H77L79 232L78 229ZM92 228V226H91ZM93 228L94 227V224H93ZM98 228V227H97ZM224 228V226L221 227V230H224L222 229ZM23 229L24 232L22 231ZM54 229V231H53ZM65 229V228H64ZM68 229V228H67ZM102 229V228H100ZM105 229V228H104ZM114 229V228H113ZM230 229V228H229ZM228 229V230H229ZM1 230V228H0ZM12 230L11 228L8 229L7 231H10ZM66 230V229H65ZM73 230V229H72ZM91 230V229H90ZM89 230V232H90ZM98 230V229H97ZM103 230V229H102ZM226 230V228H225ZM227 230V231H228ZM231 230V229H230ZM228 231V232H231V231ZM6 231V230H5ZM22 231V236L19 235ZM69 231V234H68V237L70 236V232L71 230L68 229ZM75 232V231H74ZM80 232L78 233L80 236ZM86 232V230H85ZM84 231L83 233L86 234ZM4 233V232H3ZM47 233V234H46ZM49 233V234H48ZM64 233V232H63ZM68 232H66L67 234ZM82 233V236L84 237ZM101 233V231L99 232ZM105 233V231H104ZM1 235H4V238L6 236V232L4 234L0 233ZM12 234V235H11ZM45 236H44V235ZM50 234V236H51ZM65 234V233H64ZM182 234V236H183ZM224 234H227L224 232ZM53 235V234H52ZM56 235H58L56 233ZM78 235V236H79ZM10 236L7 235V239H10ZM46 239L43 240V237ZM78 237L80 239V241L77 239V241H79L81 243V240L83 237ZM86 236V235H85ZM87 236H89L87 234ZM86 236V238H87ZM99 236V235H98ZM101 236V235H100ZM99 236V237H100ZM232 236V235H231ZM27 237V235H26ZM25 237V238H26ZM55 237V236H53ZM52 237V238H53ZM59 236H57L56 239H59L60 238ZM65 237V236H64ZM67 237V236H66ZM74 237V236H73ZM72 237V238H73ZM230 237V236H228ZM3 237H0V240H4L2 239ZM17 238V237H15ZM50 238V237H49ZM50 238V240L52 239ZM63 238V237H62ZM71 238V240H72ZM77 238V237H76ZM67 239V238H66ZM85 239V238H84ZM91 239V237H90ZM22 241V239H16L15 241H19V243L17 245L20 244V242ZM30 240V242H31ZM43 240V241H42ZM48 240V241H50ZM63 240V239H62ZM70 240V239H69ZM76 240V239H75ZM0 241V242H2ZM6 241V239L4 240V242ZM13 243L15 242L14 241V238L13 240H11ZM10 241V243H11ZM58 241V240H57ZM61 241V240H60ZM65 241V240H63ZM82 241H85V240H82ZM89 245V238L88 240H86ZM7 242H9V240H7ZM7 242H6V249L5 250H8V247H12L11 246H7ZM33 242V243H34ZM37 242V243H38ZM51 243L53 241H50ZM56 242V241H55ZM62 242V241H61ZM60 242V243H61ZM68 242V241H67ZM73 242V240L71 241ZM91 242V241H90ZM11 243V244H13ZM16 243V242H15ZM22 243V242H21ZM32 243V242H31ZM30 243V244H31ZM60 243H59V246H60ZM64 244V242H62ZM61 243V244H62ZM70 243V242H69ZM84 244V242H82ZM81 243V244H82ZM262 243V242H261ZM3 244V243H2ZM5 244V243H4ZM24 244L26 246L27 243L24 242ZM23 244V245H24ZM46 243L44 242L43 245H45ZM56 244V243H55ZM68 244V243H67ZM76 244V243H74ZM73 244V246H74ZM78 244V243H77ZM76 244V246H77ZM80 244V245H81ZM1 245V244H0ZM21 247L23 246L22 244H20ZM48 245V244H47ZM66 245V244H64ZM70 245V244H69ZM87 245V244H86ZM263 245V244H262ZM16 244H13V247H12V250L13 248L15 249ZM58 246V245H57ZM53 247L54 249H56V247ZM63 246V245H62ZM70 245L67 246L68 249H70L71 247H73ZM82 246V245H81ZM85 246V245H84ZM82 247V248H85V247ZM260 246V244H259ZM258 246V247H259ZM2 247V246H1ZM5 247V245H4ZM18 246H16V249H17ZM23 246V249L21 250L20 246H19V250H16V252H11L9 255L10 260L13 261L10 262L12 264H14V262H16L17 264H30V256L27 255V253H29V250L30 247H28V249H26L27 247ZM64 247V246H63ZM88 247V246H87ZM3 248V247H2ZM38 248V247H37ZM52 248V249H53ZM75 248V246H74ZM81 249V247H79ZM263 248V247H262ZM31 249V250H32ZM50 249V248H49ZM64 249V248H63ZM66 249V248H65ZM72 249V248H71ZM77 249H78V246H77ZM79 249V250H80ZM261 249V248H260ZM11 250V251H12ZM25 250V251H24ZM28 252H27V251ZM30 250V252H31ZM57 250H60V247L59 249ZM56 250V251H57ZM67 250V249H66ZM258 250V249H257ZM262 250V249H261ZM259 250V251H261ZM1 251V249H0ZM3 251V249H2ZM10 251V250H8ZM8 251L6 253H8ZM14 251V250H13ZM18 251V252H17ZM25 253H23V252ZM55 252V250H53ZM60 251H63V250H60ZM243 251V250H242ZM27 252V253H26ZM35 252V250H34ZM53 252V253H54ZM58 252V251H57ZM74 252V249H72V253ZM245 252V251H244ZM242 252V254H245L249 257L250 261H251V258L250 256H254V253L251 251L249 253H251V255L249 256L248 254ZM255 252V251H254ZM52 253V254H53ZM60 253V252H59ZM63 253V252H62ZM248 253V252H247ZM257 253V252H256ZM255 253V255H256ZM4 254V253H3ZM3 254L1 255L3 258L6 256V254H4L5 256H3ZM30 254V253H29ZM64 254V253H63ZM66 254V252H65ZM107 254V253H106ZM239 254L240 251H239ZM253 254V255H252ZM259 254V253H258ZM262 254V253H261ZM26 255V256H25ZM59 255V254H58ZM62 255V254H61ZM61 255H59V258H55L56 260H60L61 258ZM260 255V254H259ZM0 256V261L3 259L2 257ZM8 256V255H7ZM29 256V257H28ZM55 256V255H54ZM63 256V255H62ZM105 257V253L103 255ZM107 256V255H106ZM110 256V255H109ZM108 256V257H109ZM263 256V255H262ZM8 257V258H9ZM28 257V260H26V258ZM65 257V256H64ZM246 257V256H245ZM258 258V256H255ZM7 258V259H8ZM66 258V257H65ZM83 260L85 258L82 257ZM106 258V257H105ZM110 258V257H109ZM247 258V257H246ZM263 258V257H262ZM49 259V258H48ZM54 259V258H53ZM64 259V258H63ZM63 259H61L63 261ZM68 259H71L68 258ZM102 261L104 260V262L106 261V259H103L101 258ZM111 259V258H110ZM248 259V260H249ZM6 260V258H5ZM5 260H4V263L5 264ZM9 260V259H8ZM67 260V259H66ZM247 260V261H248ZM256 260V258H255ZM7 261V260H6ZM51 261V260H50ZM49 261V263H50ZM53 261V260H52ZM68 261V260H67ZM82 261V259H81ZM85 261V260H84ZM109 261V260H108ZM113 261V257L112 259L110 260V262ZM134 264H155V261L152 263L153 261V257L152 256H140V255H134ZM258 260H256V263H257ZM3 261H1V264H2ZM48 262V261H47ZM54 262H57V261H54ZM103 262V263H104ZM157 262L159 264L162 263V260L161 259H157ZM249 262V261H248ZM258 262H262V261H258ZM9 262H7L8 264ZM9 263V264H10ZM15 263V264H16ZM58 263V262H57ZM57 263H54V264H57ZM69 264L70 263V260L68 262L65 263V259H64V264ZM250 263V262H249ZM48 264V263H46ZM51 264V263H50ZM61 264V263H60ZM83 264V262H82ZM100 264V263H99ZM104 264H107V262H105ZM126 264H128L126 262ZM132 264V262H131ZM250 264H254V260L252 263Z\"/></svg>", "mask_w": 264, "mask_h": 264}]
</instances>
